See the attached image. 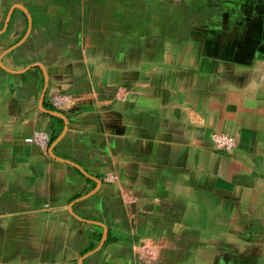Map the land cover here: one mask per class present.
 <instances>
[{
    "label": "crops",
    "instance_id": "1",
    "mask_svg": "<svg viewBox=\"0 0 264 264\" xmlns=\"http://www.w3.org/2000/svg\"><path fill=\"white\" fill-rule=\"evenodd\" d=\"M0 30V264H264V0H0Z\"/></svg>",
    "mask_w": 264,
    "mask_h": 264
},
{
    "label": "built area",
    "instance_id": "2",
    "mask_svg": "<svg viewBox=\"0 0 264 264\" xmlns=\"http://www.w3.org/2000/svg\"><path fill=\"white\" fill-rule=\"evenodd\" d=\"M61 103L62 102L60 100H57L55 102V104H57V106H60ZM212 138L216 144V147L221 151L230 152L231 150H233L234 148L237 147V140H236L235 136L232 134L214 133L212 135ZM25 140L28 142L40 143L41 145H47V143L49 141V136H47L43 132H38L34 136L26 137Z\"/></svg>",
    "mask_w": 264,
    "mask_h": 264
},
{
    "label": "water",
    "instance_id": "3",
    "mask_svg": "<svg viewBox=\"0 0 264 264\" xmlns=\"http://www.w3.org/2000/svg\"><path fill=\"white\" fill-rule=\"evenodd\" d=\"M16 6H21V7H23V5L19 4V5H14V6L10 9L9 14H8V18H7V22H6V25H5V29H6L7 25H8L9 19L11 18L12 12H13V10H14V8H15ZM1 31H2V30H0V32H1ZM20 42H21V41H19L18 44H19ZM18 44L13 45L10 49L16 47ZM8 51H9V50H8ZM35 64H36V63H35ZM37 64H40V65H41V63H37ZM103 239H104V238H103Z\"/></svg>",
    "mask_w": 264,
    "mask_h": 264
}]
</instances>
